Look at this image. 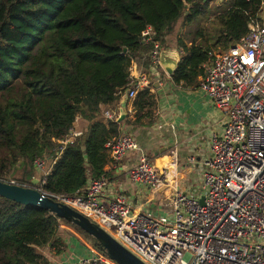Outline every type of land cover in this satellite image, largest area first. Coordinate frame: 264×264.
I'll return each instance as SVG.
<instances>
[{
  "label": "trees",
  "instance_id": "16d2710c",
  "mask_svg": "<svg viewBox=\"0 0 264 264\" xmlns=\"http://www.w3.org/2000/svg\"><path fill=\"white\" fill-rule=\"evenodd\" d=\"M210 2L0 0V150L22 160L18 185L32 187L36 163L46 159L56 163L36 188L56 197H74L106 174L108 145L120 136L121 125L98 121L102 107L121 101L133 63L147 57L150 67L154 43L167 48V38L187 10L185 20L192 23L209 11ZM263 3L229 0L227 12L216 20L215 46L226 51L247 36L251 23L263 22ZM148 27L155 33L152 43L142 37ZM179 48L181 60L171 79L197 87L213 50L207 43L189 47L180 42ZM155 106L150 88L141 90L134 101L137 122L152 120ZM78 118L89 123L87 130L64 145ZM6 168L2 162L1 181ZM62 224L105 253L78 227L0 197V264H51L42 250L61 252Z\"/></svg>",
  "mask_w": 264,
  "mask_h": 264
},
{
  "label": "built area",
  "instance_id": "2783aa9c",
  "mask_svg": "<svg viewBox=\"0 0 264 264\" xmlns=\"http://www.w3.org/2000/svg\"><path fill=\"white\" fill-rule=\"evenodd\" d=\"M154 35L148 27L142 37L152 43ZM161 49L155 42L151 75L161 69ZM151 75L135 76L131 71L124 94L135 99L152 86ZM199 87L227 119L223 134L210 141L212 157L203 172L200 196L170 184V173L157 169L134 138L123 135L108 145L112 168L120 167L128 153L140 152L129 177L150 189H172L170 216L137 213L125 196L107 198L106 174L91 180L74 197H55L100 226L144 264H264V22L251 23L245 38L211 54ZM103 116L112 122L117 117L112 112ZM82 134L72 131L63 144ZM55 163L50 159L36 163L37 169L46 170L43 183ZM93 253L80 264H117L99 250Z\"/></svg>",
  "mask_w": 264,
  "mask_h": 264
},
{
  "label": "crops",
  "instance_id": "0c3cea01",
  "mask_svg": "<svg viewBox=\"0 0 264 264\" xmlns=\"http://www.w3.org/2000/svg\"><path fill=\"white\" fill-rule=\"evenodd\" d=\"M167 48L173 52L179 51L177 47L167 45ZM145 69H150L147 57L133 63L132 72L135 76L147 74ZM171 78L162 69L153 75L154 80L151 78L150 91L156 95L152 120L143 118L137 122V111L134 110L137 97L129 99L124 93L119 103L103 106L102 112L116 113L117 123L121 112H124L125 119L118 123L121 125L120 136L134 138L138 147L157 169L170 173V184L176 183V188L183 193H196L200 196L203 172L212 157L210 141L213 136L223 134L227 119L199 86L177 85ZM201 80L202 77L199 78V83ZM144 114L145 112L140 116ZM97 120L105 124L108 122L102 114ZM88 126L87 121L78 118L73 131L84 133ZM192 159L194 163H191ZM139 161L140 152L132 151L117 169L112 168L110 163L105 167L109 182L107 198L125 196L137 213H147L155 217L170 216L174 195L172 189L154 190L130 179L129 172ZM194 184L197 185V190ZM61 227L71 235L62 238L65 246L59 254L54 251L50 254L43 253L51 264H80L82 260L94 255L96 248L93 244H88L78 231L65 225Z\"/></svg>",
  "mask_w": 264,
  "mask_h": 264
},
{
  "label": "water",
  "instance_id": "95a60500",
  "mask_svg": "<svg viewBox=\"0 0 264 264\" xmlns=\"http://www.w3.org/2000/svg\"><path fill=\"white\" fill-rule=\"evenodd\" d=\"M207 1L205 0V2ZM180 60L179 52H173L169 48L161 49L160 66L167 76L174 75ZM124 119L125 113L121 112L118 123ZM38 185L37 178L33 179L32 187H23L0 180V197L24 206L45 210L60 220L78 227L100 244L104 254L117 264H144L92 220L60 202L55 196L41 192L36 188ZM200 202L203 205L204 199H201Z\"/></svg>",
  "mask_w": 264,
  "mask_h": 264
},
{
  "label": "rangeland",
  "instance_id": "374dc122",
  "mask_svg": "<svg viewBox=\"0 0 264 264\" xmlns=\"http://www.w3.org/2000/svg\"><path fill=\"white\" fill-rule=\"evenodd\" d=\"M209 1H211L209 11L204 16L199 17L197 20H195L192 23L186 22L185 16H187L188 10L186 11L185 15L174 26L173 33L167 38L168 46L177 47V49H180L179 48L180 42L185 43L189 47L192 44L198 45L202 43H207L212 48L213 53L214 52L219 53L225 51L223 46H219V45L215 46V42L218 39L217 30L219 28L216 20L219 15L227 12L229 8V0H209ZM262 17L264 22V15ZM263 22L261 23L263 24ZM200 33L202 35H200ZM149 70H147L146 73L148 75H151V72H149ZM151 78L153 79V75H151ZM4 101H6V99H4ZM13 156L14 155L12 152H9L7 150H0V164L4 162L7 165V168L3 171L2 181L8 183H15L16 185H18L24 175L23 167H21L22 160L20 158L15 159ZM39 169L37 170L36 173L37 179H41L42 176L45 175L44 173L46 172V170H39ZM48 169H50V164H48ZM24 185L27 184L24 183ZM193 186L195 187V189L197 188V185L194 184ZM193 195L197 196L198 194L195 193ZM62 225L68 226L66 224H62ZM68 227L73 228L72 226H68ZM73 229L76 230L75 228ZM69 235H71L69 231H65L61 229L60 232L61 238H68ZM80 236H82V238L86 242H88V244L92 245V242L89 238H87L82 234H80ZM42 251L43 253H48V254L51 253V251L47 249H44ZM54 252L57 253V251Z\"/></svg>",
  "mask_w": 264,
  "mask_h": 264
}]
</instances>
